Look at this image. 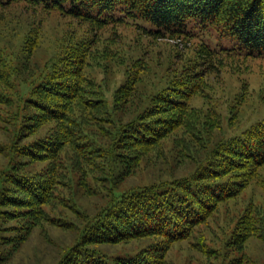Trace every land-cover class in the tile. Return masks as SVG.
I'll list each match as a JSON object with an SVG mask.
<instances>
[{"label":"rangeland","instance_id":"rangeland-1","mask_svg":"<svg viewBox=\"0 0 264 264\" xmlns=\"http://www.w3.org/2000/svg\"><path fill=\"white\" fill-rule=\"evenodd\" d=\"M136 25L129 20L100 27L22 1L0 7V185L15 162L11 143L22 125L23 100L69 48L84 40L91 42L83 74L101 90L107 109L126 122L137 117L138 108L143 110L146 101L183 70L193 69L200 43L216 49L239 47L235 38L213 27L196 28L193 40H175L152 39ZM213 64L211 72L208 65L202 67V88L190 100L199 112L192 118L208 132L204 143L193 137L196 135L191 137L189 128L178 127L146 150L128 172L122 171L120 160H112L113 175L108 171L111 179L97 176L93 170L83 173L78 153L63 147L57 161L64 164L59 173L63 184L57 190L66 200L64 204L47 202L41 208L44 216H53L55 222L45 218L30 222L19 218L14 208L0 206V264H59L75 246H85L82 242L90 222L116 197L159 181L190 176L201 166L198 160L202 161L204 150L211 153L218 144L241 137L264 122V58L219 55ZM129 76L137 78L135 88L116 108L117 91ZM71 112L103 143L110 142L109 132L101 129L91 110L75 102ZM216 119L220 123L217 128ZM56 126L55 122L44 123L31 130L22 143L54 137ZM113 127L109 126L110 132ZM118 129L116 126L117 135ZM51 164L42 160L27 165L24 171L45 173ZM84 164L89 168L90 164ZM251 179L237 195L221 202L189 236L169 244L159 256L160 264H264V166ZM2 184L14 193L10 184ZM10 211L15 215L8 214ZM159 241L147 237L90 247L114 260L136 255Z\"/></svg>","mask_w":264,"mask_h":264},{"label":"trees","instance_id":"trees-1","mask_svg":"<svg viewBox=\"0 0 264 264\" xmlns=\"http://www.w3.org/2000/svg\"><path fill=\"white\" fill-rule=\"evenodd\" d=\"M20 1L100 27L134 21L137 29L152 39L193 40L196 28L213 27L239 42L238 48L221 49L200 43L193 69L183 70L168 86L152 95L143 110L139 112L138 108L137 117L126 122L107 109L101 90L83 74L91 42L84 40L62 53L23 100L22 125L16 132V141L11 143L15 162L0 185V206L14 208L19 218L30 222L44 218L55 222L53 216L45 217L41 208L47 202L64 204L66 200L57 190L63 184L59 173L64 164L57 163L63 147H72L78 153L83 173L93 170L97 176L106 177L109 170L114 171L112 160H120L124 165L122 171L128 172L146 150L157 146L178 127L189 128L188 134L196 135L193 137L204 143L208 132L192 118L199 112L190 103L202 88L199 81L202 67L208 65L211 72L219 55L264 58V0H0V7ZM136 79L129 76L119 88L116 108L121 98L133 91ZM75 102L92 111L95 121L102 124L101 129L109 132V143H103L72 115ZM215 121L217 128L220 123L218 119ZM48 122L57 123L58 133L54 137L22 143L31 130ZM109 126H114L111 132ZM204 154L202 161L198 160L201 166L190 176L159 181L116 197L90 222L82 242L85 246L80 249L75 246L59 264H160L159 256L169 244L189 236L221 202L237 195L264 166V122L241 137L218 144L211 153L204 150ZM42 160L52 162L48 172L34 175L24 171L27 165ZM84 163L90 164L89 168ZM2 182L10 184L14 193ZM8 214L15 215L12 211ZM147 237L160 241L136 255L114 260L90 247Z\"/></svg>","mask_w":264,"mask_h":264}]
</instances>
